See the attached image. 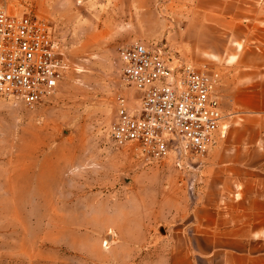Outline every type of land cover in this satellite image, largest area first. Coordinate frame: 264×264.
Here are the masks:
<instances>
[{
  "label": "rangeland",
  "instance_id": "1",
  "mask_svg": "<svg viewBox=\"0 0 264 264\" xmlns=\"http://www.w3.org/2000/svg\"><path fill=\"white\" fill-rule=\"evenodd\" d=\"M130 2L0 0L43 19L70 62L33 108L0 96V264H166L181 249L204 158L146 159L109 136L131 94L118 50L145 44Z\"/></svg>",
  "mask_w": 264,
  "mask_h": 264
},
{
  "label": "crops",
  "instance_id": "2",
  "mask_svg": "<svg viewBox=\"0 0 264 264\" xmlns=\"http://www.w3.org/2000/svg\"><path fill=\"white\" fill-rule=\"evenodd\" d=\"M130 3L141 42L219 77L220 126L166 264H264V0Z\"/></svg>",
  "mask_w": 264,
  "mask_h": 264
},
{
  "label": "built area",
  "instance_id": "3",
  "mask_svg": "<svg viewBox=\"0 0 264 264\" xmlns=\"http://www.w3.org/2000/svg\"><path fill=\"white\" fill-rule=\"evenodd\" d=\"M118 59L131 94L117 101L109 126L114 146H134L151 160L173 154L177 165L204 158L222 118L218 74L172 64L164 48L142 43L120 47ZM69 70L43 19L0 8V96L33 108L57 92Z\"/></svg>",
  "mask_w": 264,
  "mask_h": 264
},
{
  "label": "bare ground",
  "instance_id": "4",
  "mask_svg": "<svg viewBox=\"0 0 264 264\" xmlns=\"http://www.w3.org/2000/svg\"><path fill=\"white\" fill-rule=\"evenodd\" d=\"M221 129H222V131H224V132L226 131V127H222ZM224 132H223V133H224Z\"/></svg>",
  "mask_w": 264,
  "mask_h": 264
}]
</instances>
